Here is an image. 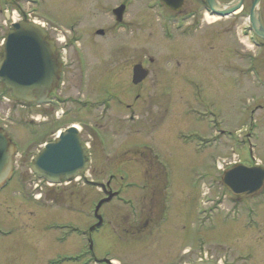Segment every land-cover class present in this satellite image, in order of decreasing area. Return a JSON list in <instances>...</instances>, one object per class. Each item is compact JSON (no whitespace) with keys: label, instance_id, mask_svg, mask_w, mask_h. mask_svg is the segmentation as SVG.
Returning <instances> with one entry per match:
<instances>
[{"label":"rangeland","instance_id":"374dc122","mask_svg":"<svg viewBox=\"0 0 264 264\" xmlns=\"http://www.w3.org/2000/svg\"><path fill=\"white\" fill-rule=\"evenodd\" d=\"M119 1L121 0H17L23 10L30 14L29 19L43 23L49 31L57 34V30H62L61 26L84 29L79 43L87 50L90 68L88 80L95 86L92 96H99L97 94L115 86L113 76L104 69L105 60V63L110 61L111 70L121 66L123 58L126 62L134 60L143 63L149 70L140 95L143 108L148 101L147 94L162 92L165 95L167 87L172 86L173 93L168 95L173 104L163 106L169 113H165L163 121L173 126L171 130H184L190 140L188 146L182 147L171 136L158 135L159 128L144 129L153 133L154 139L160 143L159 150L164 158L163 163L169 169V180L172 184L170 192L167 191L170 196L167 201L170 205L167 219L151 229L150 223L146 222L150 219L155 221L157 218L162 200L160 188L156 189L159 192L157 195H153L149 188L140 190L138 186H134L135 182L139 184L134 174L139 173L140 169H136L135 165L118 163L116 160L108 162L110 158L106 163L100 162L98 155H103L97 149L96 142L95 146L92 145L93 154L96 156L92 158L91 171L88 172L90 178L93 175L102 179L100 181H106L112 176L111 187L120 191L118 199L106 203L100 209L101 213L104 211L106 222L93 234L94 256L114 259L117 261L115 264H187L207 254L208 259L222 258L219 262L224 264H264V211L258 212V220L256 217H250L244 208L233 209L232 213L230 208L225 209L235 201L220 184V171L215 169L218 155L208 144H203L204 151L201 154L197 152L198 147H201L197 137L202 126L193 116L203 113V110H199L201 80L208 97L203 99L213 102L214 97L219 98L218 93L215 95L213 84L214 67L203 64L202 51L198 49L194 38L168 39L162 18L153 14V9L146 7V0H134L125 13V20L132 21V25L127 27L126 24L115 23L113 17H108L106 13ZM2 8L4 7L0 6V9ZM7 10L15 9L8 6ZM2 18L0 13V25ZM95 28L103 29L107 33L106 37L98 40L92 38V35H87ZM60 36L65 37V34ZM88 38L91 44L87 41ZM92 42L100 46L88 54L92 51ZM121 47L125 48L124 52H120ZM128 74L129 69L124 75ZM182 74H187L186 94L184 84L180 80ZM128 84L132 86L130 81ZM143 98L146 99L142 102ZM8 99L5 110L10 112V117L1 123L13 135L20 150L13 158L17 173L0 191V233H5L0 234V264H37V247L41 254L50 256L49 258L75 257L83 250L78 244V236L61 234L62 229L57 230V225L71 222L91 223L92 217L88 210L101 193L84 186L79 179L49 188L50 186L30 174V157L40 149L42 141H52L56 133L66 125L67 120H58L59 122L51 125V122L57 120L54 117V108L31 105L28 116L35 121L29 120L24 127L18 126L20 119L26 117L27 111L21 114L20 103L9 97ZM126 102H132V96L128 97ZM151 107L157 108L156 105L153 106L152 100ZM208 118L212 120L207 114L205 120ZM27 125H30L31 129H26ZM204 130L206 133V125ZM160 134H163V131H160ZM132 143L133 138L126 139V144ZM259 153L260 160L264 163L262 149H259ZM125 158L136 159L130 154ZM232 159V155L224 156L221 160L223 167ZM125 173L128 174L127 178L122 177ZM22 176H26L23 186L19 180ZM131 182L134 183L129 184ZM35 186L37 188H34ZM21 187L31 200L24 201L19 195ZM242 199L245 200H242L244 203L247 202V198ZM212 200L214 204L209 203ZM250 201L261 203L262 195L257 194ZM130 205H136L139 212L147 205L150 211V205H153V211L141 213L145 215L146 224L140 214L135 216L136 210L133 211ZM261 207L262 205H259L258 210ZM138 221L143 225H137ZM136 227H145L140 231L143 235L138 237L136 232L139 230ZM143 230L145 233L149 230L148 235L144 234ZM35 242L37 245L33 244ZM183 250H187L185 254L181 253ZM67 264L92 262L88 255L84 254Z\"/></svg>","mask_w":264,"mask_h":264},{"label":"flooded vegetation","instance_id":"af4514ba","mask_svg":"<svg viewBox=\"0 0 264 264\" xmlns=\"http://www.w3.org/2000/svg\"><path fill=\"white\" fill-rule=\"evenodd\" d=\"M150 1H155L160 9L165 10L167 18L165 25L169 37L171 39L174 36L180 37V40L194 38L198 49L202 51L203 64L214 67L215 82L213 84L215 95L218 93L219 98L214 97L213 102L203 99L207 97V93L201 80L199 110H203V113L198 114V124L202 126L199 139L205 142L206 137L213 133L212 140H206V142L212 143L217 149L218 157L232 155L234 159L229 162V165L264 166L259 155V149L264 152V0H167L170 5L168 8L159 0L145 2ZM127 4L131 2H124L125 9ZM98 29L95 28L87 35H92V38L98 40L105 38L107 33L103 31L102 34H98ZM5 34V32L0 34V41ZM64 34L67 38L61 37L62 32L58 30L57 34L55 32L49 34L54 42L55 57L61 62V69L59 85L49 94L50 102L47 107L57 109L58 119H80L81 128L86 132L84 136L91 141L99 132L108 133V150L122 154L133 153L140 169L139 173L142 172L144 179L158 178L161 171L154 170L153 165L158 159L164 160L158 146L160 143L154 139L153 133L146 132L144 129L159 128L158 135L171 136L177 142L184 144V133L177 128L171 130L173 126L163 121L165 113L169 114L168 109L150 108L151 100L153 105L164 104L166 107L169 104L172 105L168 95L173 93L172 86L167 87L164 97L159 93L147 94L148 101L143 108L140 95L144 83L129 86L131 77L124 75L126 70H131L137 61L126 62L123 58L122 65L118 68L113 67L111 70L110 61L105 63V60L104 69L113 76L115 86L97 94L106 97L103 105L99 103L100 100H95L92 96L95 86L88 80L90 68L87 50L84 49L83 44L79 43L84 29L70 27L68 31L64 30ZM87 41L90 42V39L88 38ZM98 46L100 45L93 43L92 51L88 54L94 52ZM119 50L124 52L125 48L121 47ZM2 51L0 46V55ZM186 78L187 74H183L180 78L185 87L184 94L187 92ZM0 94H5L13 100L11 92L6 88L0 87ZM127 96H132V102L125 103ZM145 99L143 98L142 102ZM17 102L22 108L20 113L27 111L26 117H28L30 104ZM0 107L4 110L2 105ZM100 107L105 109L96 117L92 113L97 114L96 111ZM207 114L213 119L208 118L206 121ZM123 131L126 132L125 138L129 139L133 135V145L119 140ZM160 131H163V134H160ZM143 136L150 137L149 141H144L146 145H143L141 140ZM176 138H181V141ZM119 142L121 143L117 144ZM96 147L99 149L98 146ZM90 149L91 158H95L91 145ZM100 153L103 155H98L100 162H105L109 158L127 162L124 156H110L108 152ZM150 189L153 195L159 194L156 187ZM251 195L238 196L237 200H241L239 197L249 199ZM150 206L149 212L152 211L153 205ZM262 206L264 211V204ZM249 211L253 212L252 209ZM37 255L40 256V253L37 252ZM35 260L39 264V258Z\"/></svg>","mask_w":264,"mask_h":264},{"label":"water","instance_id":"95a60500","mask_svg":"<svg viewBox=\"0 0 264 264\" xmlns=\"http://www.w3.org/2000/svg\"><path fill=\"white\" fill-rule=\"evenodd\" d=\"M122 9L119 8L118 12ZM119 20V15H117ZM52 42L42 27L21 21L11 25L0 57V82L12 91L15 98L40 104L47 101V94L58 81L60 64L52 55ZM146 71L133 67V83L143 79ZM14 149L0 128V185L11 174V155ZM86 149L74 128L65 129L57 140L48 143L35 155L31 171L51 183L83 174L87 167ZM264 169L232 167L223 174V184L230 192H252L264 180ZM104 189L103 185H100ZM239 188V189H238ZM112 194L103 201L111 198ZM101 201V202H103ZM99 206V204H98ZM97 206V207H98ZM193 264H214L199 261Z\"/></svg>","mask_w":264,"mask_h":264}]
</instances>
